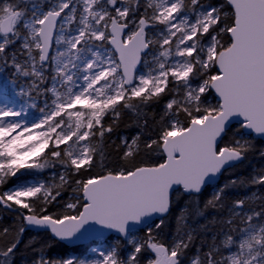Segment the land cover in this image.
<instances>
[{"label": "snow or ice", "instance_id": "6c2138e0", "mask_svg": "<svg viewBox=\"0 0 264 264\" xmlns=\"http://www.w3.org/2000/svg\"><path fill=\"white\" fill-rule=\"evenodd\" d=\"M6 69L14 89L0 86V189L24 172L50 179L0 191V209L62 241L120 234L94 259L52 258L41 246L32 264H264L256 193L234 200L207 250L191 257L195 230L183 215L167 242L149 224L159 216L161 229L174 195L198 196L264 137V0H0ZM126 115L140 131L121 138L123 164L108 168L105 145ZM142 153L163 162L135 163ZM98 164L106 171L93 175ZM237 185L264 186V169L215 189L205 208L224 209ZM68 189V211L50 214ZM18 244L0 247V264H13Z\"/></svg>", "mask_w": 264, "mask_h": 264}, {"label": "trees", "instance_id": "16d2710c", "mask_svg": "<svg viewBox=\"0 0 264 264\" xmlns=\"http://www.w3.org/2000/svg\"><path fill=\"white\" fill-rule=\"evenodd\" d=\"M204 3H211L215 5H221L225 3V0H203ZM163 104L156 108L157 119L159 113L162 110ZM233 131L236 125L232 126ZM140 131L134 122L131 115L124 116L118 128L112 134L111 140L107 141L105 145V159L104 164L108 168H117L123 164L120 160L119 153L117 152L116 145H119L121 138H128L129 140ZM232 139V132H229L228 136L222 141V145L228 143ZM251 143L254 145L253 149L250 150L246 158L240 164L228 169L222 175L220 182L215 186L207 187L202 193L197 195H174L172 208L168 216L164 218L165 223L161 229H155V222L151 226L154 231L159 232L161 239L164 242L170 240L177 229V219L180 216H184L186 219L184 223L187 227L195 230L194 240L192 247L188 250V256L195 255L196 249L204 246L203 250H207V245L212 242L214 235H218L221 230V220L228 218V207L231 206L232 202L236 199H242L250 196L252 193H256L257 197H264V186H239L229 188L225 194V208L216 209L212 207L205 208L206 202L211 198L212 193L215 189L228 183L233 178H240L243 180H250L251 177L264 169V156L261 155L264 152V140L258 138H251ZM163 162L160 154H152L151 157L141 154L135 160V163L155 164ZM106 171L104 167L99 164L92 170V174L96 175ZM43 177L50 179V171L45 170L42 173H29L24 172L18 174L17 177H13L9 182L4 185V189L11 188L18 184L24 183L35 177ZM61 197L49 205L50 214H61L65 211L64 205L71 202V189L63 191ZM260 200H256V204L259 205ZM25 226L26 230L19 234V228ZM8 228L9 233L4 236L0 235V247L6 248L14 239H19V244L15 250V256L13 264H32L36 258L41 246L45 247V253L47 256L52 258H67L72 253L83 255L86 253L89 244L83 246L70 247L66 243L60 241L58 238H54L49 230H40L28 226L25 221H22L16 212H10L0 209V230ZM146 233V229L141 230L138 234L143 237ZM114 238V237H111ZM222 237H218L221 239ZM31 245V246H30ZM35 249V250H34Z\"/></svg>", "mask_w": 264, "mask_h": 264}, {"label": "rangeland", "instance_id": "374dc122", "mask_svg": "<svg viewBox=\"0 0 264 264\" xmlns=\"http://www.w3.org/2000/svg\"><path fill=\"white\" fill-rule=\"evenodd\" d=\"M45 7H47V6H45ZM12 79H13V77H12V70L11 69H6L3 72H0V86H6V90L8 92H13V89H14V85L11 83ZM19 83H24V78L21 77L19 80ZM15 90L18 91V89H15ZM0 98H2V97H0ZM13 98H15L14 94L8 96L9 100H11ZM29 113H30L28 116L29 120L38 118L39 113L35 109H29ZM48 179L49 178H43V177L38 176V177H35L33 179H30L27 182L28 183H34L36 180H48ZM18 185H20V184H18ZM18 185H16V186H18ZM134 235H136L137 237H141L138 234V231L134 232ZM117 239H119V238L114 237V238L95 242L94 243L95 245L89 246V248H87L85 254L78 255L77 253H72L68 257H77L78 259H94V258H96V254L93 253V251H92L94 248L105 250V249L109 248Z\"/></svg>", "mask_w": 264, "mask_h": 264}, {"label": "water", "instance_id": "95a60500", "mask_svg": "<svg viewBox=\"0 0 264 264\" xmlns=\"http://www.w3.org/2000/svg\"><path fill=\"white\" fill-rule=\"evenodd\" d=\"M234 125H236V121H235V120H233V122H232V126H234ZM254 137H255V138H258V139H262V140H264V137H258V136H254ZM244 159H245V158H244ZM244 159H242V160L236 162L234 166H236V165L240 164L241 162H243ZM234 166H233V167H234ZM230 168H232V167H230ZM230 168H226V169L222 172V174H220V175L218 176V178L214 179L211 183H209L208 185H206L205 188L202 190V192H203L207 187H209V186H215V185H217V184L220 182V179H221L222 175L224 174V172L227 171V170L230 169ZM202 192H201V193H202ZM171 208H172V205H171V207H170V209H169V212L164 216V218H165L166 216H168V214H169L170 211H171ZM159 219H160L159 216H154V217H152V218L149 219V224L152 225V224H154L155 222L159 221ZM86 227H87V226H86ZM97 227H98V226H97ZM33 228H35V227H33ZM146 228H147V225L137 226L134 232L141 231V230H144V229H146ZM40 230H44V229H40ZM49 231H50V230H49ZM111 236H114V237H116V238H120V234L117 233L115 230L104 229V230H103V235H99V234H96V233L93 232V233H87V234H85L83 237H81L80 239L75 240V241H67V240H63V241L60 240V241L66 243V244H67L68 246H70V247H76V246H80V245L91 244V243L98 242V241H101V240H106V239H109Z\"/></svg>", "mask_w": 264, "mask_h": 264}, {"label": "flooded vegetation", "instance_id": "af4514ba", "mask_svg": "<svg viewBox=\"0 0 264 264\" xmlns=\"http://www.w3.org/2000/svg\"><path fill=\"white\" fill-rule=\"evenodd\" d=\"M93 245H95V244H90L89 246H93Z\"/></svg>", "mask_w": 264, "mask_h": 264}]
</instances>
